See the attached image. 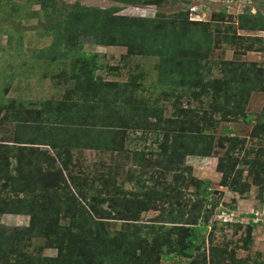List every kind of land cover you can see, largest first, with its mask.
I'll use <instances>...</instances> for the list:
<instances>
[{"label": "rangeland", "instance_id": "rangeland-1", "mask_svg": "<svg viewBox=\"0 0 264 264\" xmlns=\"http://www.w3.org/2000/svg\"><path fill=\"white\" fill-rule=\"evenodd\" d=\"M45 1L41 3V0H0V143L16 148L15 152L19 154L24 153L20 154L21 163L19 158H10L12 167L8 176L0 174L2 177L0 197L12 201L18 207L26 206L28 204L26 201L29 200L34 201L35 205L41 202V198L38 200L32 195L37 190H48L46 197H49L50 205L51 201H55L56 205L60 204L59 206L63 207L62 204L68 200L66 206L80 199L86 205L89 200L94 201L110 196L111 189L115 186L131 196L138 189L148 191V186L156 187V184H159L156 183L155 172L161 169L162 156L157 149L158 145L152 143L155 137L148 136L144 127L124 129L128 128L126 124L131 111L143 110L150 103L155 107L164 108L165 112L162 111L164 115L168 117L173 115L175 100L159 99L156 93L157 90L162 92L157 83L161 61L158 57L151 55H129L125 46L97 44L90 38L81 40L82 50L99 55V68L95 78L100 84L96 86L92 94L97 96L100 85L112 84V90L120 92L117 94L121 96L119 97L121 102L117 98L111 104L108 102V105L94 107L91 117L81 116L78 119V114L82 113H79L76 108H73L74 112L71 113L67 112V107L64 109L67 94L73 92L76 87L72 74L75 57L70 56L64 60L63 56L58 59L51 57L54 45L61 40L58 36L60 30L58 26L60 20L65 18L61 12L70 6L79 4L81 7L102 10L116 7L118 16L149 19L157 18V14H165L170 19L180 9L189 11L190 21L214 22L213 26L222 25L219 31V27H213L214 38L219 42L213 53L215 60L241 61L247 67L254 63L261 65L264 70V30L246 31L240 27L239 22L240 17L247 13L264 18V0H190L186 5L177 3L178 0H170L169 3L135 6L108 0H55L56 9L51 6L53 0ZM223 9L226 10V15L221 16L218 13ZM214 13L223 21L215 22ZM153 15L155 17H150ZM225 36L233 38L234 43L232 45L224 43ZM219 74L220 72L214 69L212 75L219 76ZM132 82L138 89L135 96L130 98L131 93L123 86L125 83ZM114 92L112 91L111 94ZM105 94L107 91H104L103 96ZM137 94L139 95L136 96ZM73 99L76 100V97ZM146 99L150 100L149 104L141 101ZM247 99L244 114L246 118H252L250 124L243 119L215 124L208 130V134L215 138L213 155L209 157L186 155L183 159V165L188 169L185 173L187 183L181 182L179 185L173 181L174 173L166 176L170 185L179 187L180 197L167 198L164 200V205L167 212L170 206L174 210L172 222L183 224L193 220L190 212H196V214L198 212L197 208L194 210L192 208L193 205L198 204L196 203L197 186H194L191 181L210 182L211 198L204 208L209 212L207 215H204V211L197 216L195 214L196 220L192 221L194 226L207 227V231L203 234L205 246L195 253L196 260H202L205 255L206 264H264V192H262L264 172L260 168V164L264 163V133H258L259 130H256L257 119L264 110V91H251ZM52 100L63 103V113H68L65 116L71 117L74 114V118L81 122L80 128L86 134L83 132L84 136L78 137L81 132L76 128H70L69 131L60 135L48 133L42 124L39 134L32 136L38 135L36 138H42L46 142L37 146L25 144L30 137L27 135V128L23 126L26 122L24 118H29L30 121L38 124L41 120L33 118L35 114L30 116L29 111L37 113L42 107H46L45 103ZM188 100L183 99L179 105L190 106ZM199 103V101L192 103V106L199 107ZM24 104L25 109L21 112V106ZM79 104H81L80 109L91 108L86 101ZM206 108L211 109V105ZM53 110L54 108H51V111ZM227 128L233 129L234 135L230 134L227 135L228 138H221L222 131ZM235 135L238 136L239 142L234 153L232 152L233 157L239 158L244 163H239L235 171L242 172L239 180L240 183L246 184L244 191L237 192L233 188L222 185L223 175L217 169L219 162L231 148L230 140ZM70 138H75L77 141L72 139L69 141ZM139 138L148 139L140 142ZM220 142H223V147L219 145ZM73 143L75 144L72 145ZM79 143L85 144L86 149L74 148ZM21 148L23 151L20 150ZM142 151L149 153L148 158L151 164L149 161L141 163L137 158V154ZM69 152L71 155L68 157ZM60 156L62 160L59 159ZM64 164H70L71 172L64 170L63 179L71 183L70 178L76 177L80 182L78 188L71 189L62 184L64 183L62 180L59 183L61 184L59 189H56L54 184L51 185L53 174H55L54 167L63 169ZM93 180H96L95 183L92 182ZM144 184L146 187H141ZM159 186V189L163 190L164 187ZM76 192L79 193L77 199L73 197ZM81 192L88 200L83 199ZM166 201H170V204ZM175 202H181L182 206ZM228 208L235 209L226 211ZM3 209L5 211L0 215V226L10 230L8 235L12 236L13 229H23L25 232L24 236L22 234L17 238L5 240L4 248L8 249V254L0 257V264H51V258L55 259L54 264H78L76 259L66 256V249L64 253L60 252L61 235L55 237L58 241L53 243L50 228L48 231L32 230L29 234L33 238L29 240L26 230L31 226V217L11 214L7 207ZM250 212L255 214L253 222L257 224L251 231V235L247 225L249 217H246L250 215ZM160 213L161 210H148L143 214V220H152ZM182 213H184L183 216H181ZM69 220L62 219L61 223L66 225ZM226 221H241L242 224L232 227L220 224ZM67 243L68 241L65 242ZM75 246L77 245L72 241L66 247L72 249ZM21 254L29 255L36 261L33 263L28 260L23 261ZM136 261L134 258L132 260L129 258V264L137 263ZM161 264H189V261L186 258L175 257L171 261L163 260Z\"/></svg>", "mask_w": 264, "mask_h": 264}, {"label": "trees", "instance_id": "trees-1", "mask_svg": "<svg viewBox=\"0 0 264 264\" xmlns=\"http://www.w3.org/2000/svg\"><path fill=\"white\" fill-rule=\"evenodd\" d=\"M108 1L132 6L170 2V0ZM44 2L46 1L41 0V3ZM171 2L176 3V1ZM177 3L186 5L189 4V1H177ZM56 5L57 3L53 0L51 6L56 9ZM55 12L57 13L56 10ZM117 12L116 7L102 10L81 7L79 4L72 5L61 12L62 15H65L58 26V29H60L58 36L61 37V40L54 45L51 57H53L52 59H58L63 56V60L70 56L75 57L72 74L73 79L76 81V87L73 92L67 94L65 108L60 101L52 100L45 103L46 107H42L37 113L29 111L30 116L35 114L33 118L41 121L36 124L37 122L24 118V121L31 123L30 125L26 122L23 124L27 128V135L30 137L25 144L37 146L46 142L42 138H36L38 135L32 136L36 133L39 134L42 124H44V130L48 133L53 132L60 135L69 131L70 128H76L81 132L78 137H82L84 136L82 134L84 130L80 128L81 122L76 121L74 114L71 117H66L67 112H74L72 109L76 108L79 113H82L78 114V119L81 116L87 118L94 113V107L108 105V102L111 104L117 98L121 102V98H119L121 96L118 95L120 92L112 90V84H102L98 89L97 96L92 94V91L100 84L95 78V73L99 68V55L82 50L81 40L90 38L97 44L125 46L129 55H151L160 59L161 64L159 65L157 83L162 92L157 90L156 93L159 99L175 100V109L170 117L163 114L165 112L164 108L151 105L148 99L141 100L150 103V105L147 104L148 107L143 110L135 109L131 111L126 124L128 128L124 129L144 127L148 136L153 135L155 137L152 143L158 145L157 149H159L160 156H162L160 158L161 169L155 172L157 175L156 183L159 184H156V187L148 186V191L138 189L131 196L115 186L111 189L110 196L94 201L89 200L86 205L80 199L76 200L74 204L66 206L68 200L65 204H62L63 207L59 206L60 204L56 205L55 201H51L50 205L49 197H46L49 193L48 190H37L32 193L33 197L38 200L42 199L37 205L34 204V201L29 200L26 201L28 203L26 206L18 207L12 201L0 197V207H2L0 215L5 211L3 208L7 207L11 214L30 216L31 226L26 230V236L29 240L33 238L29 234L32 230L39 231L42 229L48 231L50 228L53 243L58 241L55 237L62 236L59 241L60 252L64 253V249H66V256L73 260L76 259L78 264H129V258L137 260V263L133 264H161V261H171L175 257L186 258L189 264H206V256L204 255L202 260H196L195 253L205 246L203 234L207 231V227L194 226L192 221L196 220L194 217L196 212H190V217L193 220H188V223L172 222L171 218L174 216V210L170 206V210L167 212L164 200L180 197V192L178 186L170 185L166 176L174 173L173 181L179 185L181 182L187 183L185 173L188 169L183 165V159L186 155L205 157L213 155L215 138L208 134V130L215 124L240 119L245 120L247 124L251 123L252 118H246L244 114L248 102L247 98L251 91H264V70L261 65H255L254 63L247 67L241 61L215 60L213 53L219 42L214 38L213 27H219V31L222 29V25L213 26L214 22L190 21L189 11L180 9L170 19L165 14H157V18L149 19L118 16L116 15ZM218 14L224 16L226 10L223 9ZM253 15L247 13L241 16L240 27L246 31L264 30V18ZM213 18L215 22L223 21L215 13ZM224 43L232 45L234 39L225 36ZM214 69L220 72L219 76L212 75ZM123 87L131 93L130 98L135 96L138 89L133 82L125 83ZM104 91H107V94L103 96ZM112 91L115 92L111 94ZM71 96L76 97V100ZM90 98H93V100H89ZM183 99H189L188 104L190 106H180L179 104ZM83 101H86L91 108L80 109L81 104L79 103ZM198 101L200 102L199 107L192 106V103ZM210 105L211 109H207L206 107L209 108ZM66 107L67 112L64 114L63 108L66 109ZM51 108H54V110L51 111ZM24 109L25 104L21 106V112ZM256 130H259L258 133H264V110L257 119ZM230 134L234 135V130L227 128L222 131L221 138H228L227 135ZM147 135L145 134L146 137ZM71 139L77 141L75 138H70L69 141ZM146 139L148 138H139L138 140L142 142ZM230 141L231 148L221 159L217 169L223 175V186L233 188L236 192L244 191L246 184L240 183L239 180L242 177V172L235 171L237 165L243 162L239 158L233 157L239 142L238 136H233ZM76 145L74 147L76 149H86L85 144L79 143ZM219 145L223 147L224 144L220 142ZM10 147L7 144L0 143V174L6 176L10 174L12 167L9 162L10 158H19L21 163L20 154H24L22 152L19 154L15 152L16 148ZM20 150L23 151V148ZM59 153L62 154L60 151ZM70 155V152L67 153L68 157ZM148 156L149 153L144 151L137 154V158L141 163L149 161L151 164ZM59 159L62 160V156ZM49 167L51 168V164H49ZM260 168L264 172V163L260 164ZM54 169L55 174H53L51 185L54 184L56 189L60 188L61 184L59 183L61 180L64 182L62 184L71 189L79 187L80 182L77 181L76 177L70 178L71 183L63 179L64 170L71 172L70 164H64L63 169L58 166L57 169L55 167ZM258 174L260 175V173ZM43 177L45 179V176ZM1 181L2 177L0 176V183ZM95 181L92 182L95 183ZM191 183L197 186L196 203L198 204L197 206L193 205L192 208L193 210L197 208L196 216L202 214L203 211L204 215H207L209 210L205 211L204 208L211 198L210 182L192 180ZM159 185L164 187L163 190L159 189ZM141 187H146V185L144 184ZM262 192H264V188ZM81 193L83 194V192ZM78 195L79 193L76 192L73 197L77 199ZM83 199L88 200L84 194ZM8 202L9 206H7ZM22 202L24 201L22 200ZM166 202L170 204V201ZM175 203L182 206L181 202ZM233 209L235 208H228L226 211H233ZM148 210H161V213L152 220L144 221L143 214L147 213ZM246 217H249L247 225L249 235H251V231L257 226L253 222L255 214L250 212V215ZM62 219L70 220L68 224L64 225L61 223ZM220 224L225 227H232L242 223L240 221ZM9 231L8 228L0 226V257L8 254V249L4 248L5 240L17 238L22 234L24 236L25 232L23 229H13L12 236H9ZM66 241H68L67 244H65ZM72 241L77 246L72 249L66 247ZM64 244L65 246H63ZM21 258L23 261L28 260L32 263L36 261L35 258L31 259L29 255L25 254H21ZM54 261L55 259L51 258V264H54Z\"/></svg>", "mask_w": 264, "mask_h": 264}, {"label": "built area", "instance_id": "built-area-1", "mask_svg": "<svg viewBox=\"0 0 264 264\" xmlns=\"http://www.w3.org/2000/svg\"><path fill=\"white\" fill-rule=\"evenodd\" d=\"M178 1H180V2H184V1H186V0H178ZM187 1H189V2H190V0H187ZM226 222H228V221H226Z\"/></svg>", "mask_w": 264, "mask_h": 264}, {"label": "clouds", "instance_id": "clouds-1", "mask_svg": "<svg viewBox=\"0 0 264 264\" xmlns=\"http://www.w3.org/2000/svg\"><path fill=\"white\" fill-rule=\"evenodd\" d=\"M144 17V16H143ZM150 17H155L154 15L153 16H150Z\"/></svg>", "mask_w": 264, "mask_h": 264}]
</instances>
